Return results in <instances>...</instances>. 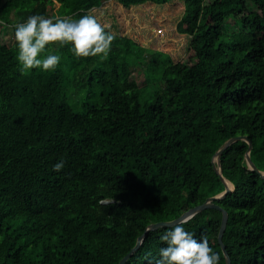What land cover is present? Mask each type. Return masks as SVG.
<instances>
[{
    "label": "trees",
    "instance_id": "16d2710c",
    "mask_svg": "<svg viewBox=\"0 0 264 264\" xmlns=\"http://www.w3.org/2000/svg\"><path fill=\"white\" fill-rule=\"evenodd\" d=\"M181 1L190 63L164 51L149 59L114 32L107 58L55 43L44 55L61 56L56 69L22 71L5 34L32 15H93L101 0H0V264H118L150 224L225 190L213 158L232 137L250 139L264 172V0ZM136 67L147 70L143 86ZM248 148L239 140L221 156L233 191L215 204L228 212L231 264H264V178ZM222 217L210 207L179 224L227 264ZM170 230L149 231L125 264H157Z\"/></svg>",
    "mask_w": 264,
    "mask_h": 264
},
{
    "label": "clouds",
    "instance_id": "9594fccd",
    "mask_svg": "<svg viewBox=\"0 0 264 264\" xmlns=\"http://www.w3.org/2000/svg\"><path fill=\"white\" fill-rule=\"evenodd\" d=\"M14 38L18 48L17 60L22 71L42 69L54 70L61 56L47 51L50 44H71L77 57L107 58L116 34L107 31L93 15H84L78 20L56 17L55 20L42 15L29 16L25 23L15 26ZM64 161L56 163L53 170L60 172ZM161 239L166 247L160 250L157 264H220V254L210 247L208 238L197 240L182 224H175Z\"/></svg>",
    "mask_w": 264,
    "mask_h": 264
},
{
    "label": "rangeland",
    "instance_id": "374dc122",
    "mask_svg": "<svg viewBox=\"0 0 264 264\" xmlns=\"http://www.w3.org/2000/svg\"><path fill=\"white\" fill-rule=\"evenodd\" d=\"M58 6L59 3L54 12ZM184 11L185 6L181 0H174L165 6L146 3L129 9L116 0H101L100 5L93 9V16L112 32L130 34L146 47L149 59L156 51H164L170 53L176 61L190 63L193 52L189 28L182 19ZM4 39L9 45L14 43L11 30L4 35ZM135 71L139 85L143 86L147 81V70L142 71L136 67Z\"/></svg>",
    "mask_w": 264,
    "mask_h": 264
},
{
    "label": "water",
    "instance_id": "95a60500",
    "mask_svg": "<svg viewBox=\"0 0 264 264\" xmlns=\"http://www.w3.org/2000/svg\"><path fill=\"white\" fill-rule=\"evenodd\" d=\"M239 140L247 141L249 144V148H248V151L246 153V160H247V163L249 165V168L256 171L257 173H259L261 175V177L264 178V172L259 170L251 159L250 151L252 149V142L250 141V139L247 136H235V137L230 138L219 148V150L216 152V154L213 158V167H214L215 171L220 175L222 181L225 183V186H226L225 190L218 195L211 196V197L207 198L203 203L198 204L194 207H191L186 212H184L180 217H178L174 220L159 221V222H155V223L150 224L146 228L144 233L138 238L136 245L131 249V251L126 256H124L121 259V261L118 264H125L126 263V261L139 249V247L142 244L146 234L149 231H153V230H156L160 227H165V226L172 227L177 223L186 222L190 218L195 216L196 214H198V213L202 212L203 210H205L206 208H210V207L218 208V209L222 210V212H223L222 223H221V228H220L218 239H219V243L223 249V252L226 256L227 264H231L230 256H229V254L226 250V247L224 245V242H223V235H224L225 229L227 227V223H228V212L225 209L221 208V206L215 204V201H218L220 199L225 198L229 192L233 191V185L231 186L229 184L231 182H229L226 178H224V176L222 174L221 156H222L223 152L228 147H230L231 145H233L235 142H237Z\"/></svg>",
    "mask_w": 264,
    "mask_h": 264
},
{
    "label": "bare ground",
    "instance_id": "6f19581e",
    "mask_svg": "<svg viewBox=\"0 0 264 264\" xmlns=\"http://www.w3.org/2000/svg\"><path fill=\"white\" fill-rule=\"evenodd\" d=\"M231 186H232V184L231 183H229Z\"/></svg>",
    "mask_w": 264,
    "mask_h": 264
},
{
    "label": "crops",
    "instance_id": "0c3cea01",
    "mask_svg": "<svg viewBox=\"0 0 264 264\" xmlns=\"http://www.w3.org/2000/svg\"><path fill=\"white\" fill-rule=\"evenodd\" d=\"M165 6V5H164ZM130 35V34H129ZM131 36V35H130ZM132 37V36H131ZM133 38V37H132Z\"/></svg>",
    "mask_w": 264,
    "mask_h": 264
}]
</instances>
